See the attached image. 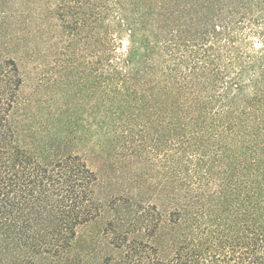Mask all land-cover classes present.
I'll list each match as a JSON object with an SVG mask.
<instances>
[{
  "label": "trees",
  "instance_id": "16d2710c",
  "mask_svg": "<svg viewBox=\"0 0 264 264\" xmlns=\"http://www.w3.org/2000/svg\"><path fill=\"white\" fill-rule=\"evenodd\" d=\"M0 26L73 52L37 106L0 47V264H264V0H0Z\"/></svg>",
  "mask_w": 264,
  "mask_h": 264
},
{
  "label": "rangeland",
  "instance_id": "374dc122",
  "mask_svg": "<svg viewBox=\"0 0 264 264\" xmlns=\"http://www.w3.org/2000/svg\"><path fill=\"white\" fill-rule=\"evenodd\" d=\"M47 26L43 28L42 36H37L36 39L30 41L26 48L23 45L21 47H15L13 44L11 45L6 36L1 35L3 32L0 26V47H2L5 54L10 55L17 60L21 74L24 77V83L20 89L21 102L23 103L27 102L29 99H33L35 101L38 100L36 101L37 106L41 104L44 101L43 97L46 96L50 90H52V87L54 86L53 84L60 80L62 75L65 74V71H62L60 66L57 67V64L65 59L68 60V54L73 53L71 51L72 49L67 47V42H63V44H61L58 43L59 41L55 40L53 31L49 30ZM64 41H67V39L65 38ZM56 49H58L59 53H63L66 56L61 54L55 55L54 51H56ZM16 51L19 53H16ZM77 56H79L80 59L78 61L79 64H81L84 60L81 52L79 54L77 53ZM86 59L89 58L87 57ZM56 60L60 61L58 62ZM60 71H62V73H60ZM69 77H72L71 74H69ZM65 78L67 77H63L62 81L65 80ZM68 102H70L71 105H81L82 103L85 105L86 109L89 108L91 103L88 97L84 100L82 99V101H76L71 98ZM87 114L86 119L89 121ZM74 117L81 118V115L77 113ZM88 161L91 166H96L99 163V161H95L91 157H88ZM101 173L103 174L101 190L103 194H106V192L109 191L108 187L110 185H115L113 188L116 189H122L127 185L125 171H120L118 174H114L104 167V169L101 170ZM105 220L106 217L98 221L96 225L93 224L86 229L80 230L82 238L88 241L91 235L94 234V231L100 230L104 226ZM102 242L103 241H96L90 247L86 244H82V246L87 248L89 247V249L95 251L93 253H97L99 250L104 248L102 247V245H104Z\"/></svg>",
  "mask_w": 264,
  "mask_h": 264
}]
</instances>
